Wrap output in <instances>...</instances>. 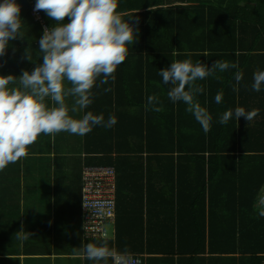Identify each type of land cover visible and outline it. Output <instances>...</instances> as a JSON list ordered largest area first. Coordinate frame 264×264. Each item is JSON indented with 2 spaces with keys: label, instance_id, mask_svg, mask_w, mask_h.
<instances>
[{
  "label": "trees",
  "instance_id": "16d2710c",
  "mask_svg": "<svg viewBox=\"0 0 264 264\" xmlns=\"http://www.w3.org/2000/svg\"><path fill=\"white\" fill-rule=\"evenodd\" d=\"M17 2L27 37L12 41L0 57L4 75L19 76L42 62L38 47L45 28L33 18L29 0ZM117 5L124 15L133 14L139 32L115 80L91 93L93 108L113 107L108 113L115 116L116 107L119 114L116 125L102 129L105 138L85 143L88 166L113 167L117 176V236L115 243L101 244L147 255L149 264H198L202 255L217 253L264 264V217L254 207L264 190V90L251 88L253 74L264 70V0H117ZM41 11L51 27L55 21ZM26 48L34 61L25 57ZM185 59L209 67L217 60L237 65L197 82L204 88L197 99L213 116L207 133L186 105L168 99L170 86L158 75L172 61ZM237 71L243 73L238 91ZM106 89L112 94L101 99ZM218 93L220 104L214 100ZM152 95L162 111L146 110ZM238 106L257 109L258 115L249 123L243 117L218 122ZM158 184L165 189L160 203L166 208L156 214L151 189ZM137 186L142 192L131 195ZM222 200H228L224 209ZM164 213L171 214L168 225L158 223ZM160 225L167 235L153 237Z\"/></svg>",
  "mask_w": 264,
  "mask_h": 264
},
{
  "label": "clouds",
  "instance_id": "9594fccd",
  "mask_svg": "<svg viewBox=\"0 0 264 264\" xmlns=\"http://www.w3.org/2000/svg\"><path fill=\"white\" fill-rule=\"evenodd\" d=\"M176 6L187 7L181 3ZM117 7V0H35L34 11H45L55 23L46 27L39 39L38 55L42 63L19 76L0 73V171L27 157L28 147L40 134L67 132L85 136L97 126L111 128L117 123L114 115L105 119L103 114L84 112L93 102L92 89L107 83L109 78L115 80L114 73L125 62L128 46L134 44L139 32ZM21 11L17 0H0V57L12 41L27 37ZM25 57L34 61L29 48L25 50ZM236 67L221 60L211 67L191 59L174 60L170 66L160 69L158 75L164 85L170 86L168 99L173 104L186 105L185 111L207 133L213 116L197 99L204 92L197 82L217 71ZM234 79L238 91L243 73L237 71ZM251 88L256 92L264 90V70L253 74ZM67 97L74 98L71 107L66 103ZM214 100L222 103L223 94L218 93ZM145 107L156 112L163 110L155 95L147 98ZM257 115V109L238 106L223 112L218 122L227 124L243 117L249 123ZM254 207L264 217V195L257 198ZM84 254L94 262L128 264V258L117 249L107 247L106 242L88 243Z\"/></svg>",
  "mask_w": 264,
  "mask_h": 264
},
{
  "label": "crops",
  "instance_id": "0c3cea01",
  "mask_svg": "<svg viewBox=\"0 0 264 264\" xmlns=\"http://www.w3.org/2000/svg\"><path fill=\"white\" fill-rule=\"evenodd\" d=\"M124 19L135 21L133 14L130 13L124 15ZM36 66L37 64L33 65L28 71H32ZM108 83H111V78ZM15 86H18V83ZM111 94V91L105 90L100 98H106ZM66 103L71 107L74 98L67 97ZM94 106L89 105L84 112L103 114L107 119L108 111L113 110V107L97 109L93 108ZM114 109L115 117L118 119L117 108ZM83 114L79 113L78 116ZM103 128L105 127L97 126L85 136L67 132L40 134L28 147L27 157L9 164L0 171V264H105L103 261L88 260L84 254V247L88 243L101 244L106 240H113L115 243L116 223L115 238L112 239H85L82 228L83 171L91 162L86 152V138L90 140L105 138ZM162 173H167L168 180L171 179L170 170L165 168ZM153 187L152 204L156 207L157 214L160 208H166L164 203H160L164 198L162 194L165 189L162 191L159 184L156 189ZM135 191L131 190L130 194L138 196L137 193L142 192L141 187L137 186ZM226 191L225 195L229 200L230 191L229 189ZM228 200L221 201L223 209ZM215 202L216 200L213 201V206ZM168 214L170 217L167 213L161 214L163 219L158 220V223L161 222L162 225L171 223V214ZM166 235L161 230V225L157 230L154 229L152 234L153 237ZM202 257L205 258H201L198 264H248L239 254L217 253ZM143 259L149 264L147 255H143ZM107 264L111 262L108 261Z\"/></svg>",
  "mask_w": 264,
  "mask_h": 264
},
{
  "label": "built area",
  "instance_id": "2783aa9c",
  "mask_svg": "<svg viewBox=\"0 0 264 264\" xmlns=\"http://www.w3.org/2000/svg\"><path fill=\"white\" fill-rule=\"evenodd\" d=\"M33 18L49 27L43 12L34 11L35 0H29ZM117 176L113 167L86 166L83 172L82 210L83 235L85 239L115 238L117 217ZM108 225L113 226L109 231ZM87 229V231H86ZM128 264H144L143 255L122 253Z\"/></svg>",
  "mask_w": 264,
  "mask_h": 264
},
{
  "label": "rangeland",
  "instance_id": "374dc122",
  "mask_svg": "<svg viewBox=\"0 0 264 264\" xmlns=\"http://www.w3.org/2000/svg\"><path fill=\"white\" fill-rule=\"evenodd\" d=\"M112 228H113V226L108 225V229H109V231H112Z\"/></svg>",
  "mask_w": 264,
  "mask_h": 264
}]
</instances>
